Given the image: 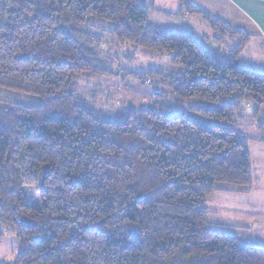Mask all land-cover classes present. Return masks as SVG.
<instances>
[{"label": "trees", "instance_id": "1", "mask_svg": "<svg viewBox=\"0 0 264 264\" xmlns=\"http://www.w3.org/2000/svg\"><path fill=\"white\" fill-rule=\"evenodd\" d=\"M177 2L235 48L149 25V0H0V88L41 100H0V242L6 229L20 244L11 264H264V248L209 223L206 207L218 186L253 183L247 144L264 142V123L260 140L234 126L264 107V73L236 64L249 37ZM96 23L170 58L178 72L137 79L160 81L172 106L160 91L150 109L87 107L77 81L112 75Z\"/></svg>", "mask_w": 264, "mask_h": 264}, {"label": "rangeland", "instance_id": "2", "mask_svg": "<svg viewBox=\"0 0 264 264\" xmlns=\"http://www.w3.org/2000/svg\"><path fill=\"white\" fill-rule=\"evenodd\" d=\"M149 3L150 11L148 13V24L161 26L167 30L171 29L172 31H176L180 28H187L185 25L186 22L183 25L181 19L179 18L181 16L187 17L193 15L185 13L180 8L176 12L168 14L163 13L165 15L164 18L163 15L154 13V9L157 8V3L155 2V8L153 0H149ZM167 11L168 9H164V12ZM170 17L174 19H168ZM199 20L201 21L200 18ZM201 22L204 23L203 21ZM192 31L193 32L190 34L194 35L197 40V37H201V35H209V39L206 41H216L215 38L211 39L210 36H213L214 34L206 23H204L202 30L199 26L194 25V29ZM89 32L101 40L100 48L98 49L95 47V50L98 51V58L106 64L108 72L112 75L104 78H82L77 81V94L83 97V101L87 104V107L99 111L105 116L108 115L111 117L119 111H126L129 108L134 110L139 108L150 109L154 105L153 103L156 98L155 94L161 92H163L162 99H164L166 103H169L171 106L174 104L171 100V92H169L166 86H160V81L155 82L154 80L149 79L148 82L146 80L143 82L137 79L138 72L140 71L147 72L148 70H155L166 74L178 72L180 69L171 65L170 58H167L163 54L158 55L144 52L141 48L134 47L130 44H119L110 36L109 29L106 24H91ZM226 40L228 41L226 42L227 44L236 42L235 39H231L229 37L226 38ZM206 41L205 43H207ZM239 56L240 65L243 68L247 70L251 69L257 73H264V47H255V44L250 43L248 47L243 49L242 53H239ZM0 100L14 104L19 103L26 107L37 106L41 103L40 98H35L27 94L24 95L22 93L2 88H0ZM177 108L178 109H175V112H181L182 109H179V107ZM251 109L252 106H249L242 111L241 114L243 117L237 122L234 128L251 139L260 140L262 136L257 128L259 122H256L258 114L256 118H252ZM246 120H253L256 122L257 130L253 127L251 128L249 122ZM26 199L30 202V204L32 203L33 205H38L39 198L33 188L26 190ZM256 228L257 230L254 228L253 232H264V225L260 224ZM3 232L4 238L0 242V263L3 262L5 264H11L17 256L16 253L19 250L20 244L13 233H9L6 229ZM257 237L262 242L260 243V241H257V245L264 246V239L261 238L260 235L254 234L252 239H257ZM253 241L254 240H252V243H254Z\"/></svg>", "mask_w": 264, "mask_h": 264}, {"label": "crops", "instance_id": "3", "mask_svg": "<svg viewBox=\"0 0 264 264\" xmlns=\"http://www.w3.org/2000/svg\"><path fill=\"white\" fill-rule=\"evenodd\" d=\"M194 8L205 12L211 18H215L226 24L232 31L240 32L249 37L245 49L251 44L255 47H264V0H187ZM157 8L155 14L172 13L180 9L177 0H153ZM168 7V8H167ZM171 8V10H170ZM164 9H168L164 12ZM174 19V18H168ZM182 24L186 22L187 28H180L176 31L184 30L189 33L193 32L194 25L199 26L202 30L204 23L198 17L181 16ZM177 20V19H175ZM189 24V26H188ZM154 26V25H151ZM162 28L161 26H154ZM171 30V29H170ZM169 31V30H167ZM172 31V30H171ZM201 35V33H200ZM214 39V35L210 36ZM198 41L204 42L209 39V35H201L197 37ZM206 45L212 49L219 48L223 51L235 48L236 42L226 43L225 41H206ZM255 42V43H253ZM224 43V44H223ZM226 43V44H225ZM223 46V47H222ZM243 49L240 53L243 52ZM239 54L236 64L239 67ZM243 68V67H242ZM245 69V68H244ZM251 128L257 130L256 122L264 123V107L259 110L257 121H249ZM249 155L251 156L252 178L253 183L246 188H238L235 186L221 185L218 191L210 196L206 201V207L209 211V223L219 226L225 233L231 236L244 239L247 243L257 247V241L260 239H252L254 234L260 235L264 239V232L258 233L256 227L260 224L264 225V142H248ZM252 240H254L252 243ZM260 243H262L260 241ZM264 248V246H258Z\"/></svg>", "mask_w": 264, "mask_h": 264}]
</instances>
